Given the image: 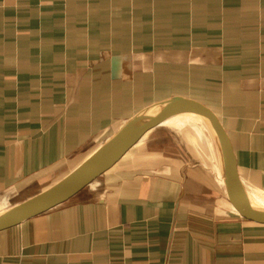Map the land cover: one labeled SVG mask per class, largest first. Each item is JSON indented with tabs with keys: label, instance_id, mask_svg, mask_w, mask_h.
I'll return each instance as SVG.
<instances>
[{
	"label": "crops",
	"instance_id": "0c3cea01",
	"mask_svg": "<svg viewBox=\"0 0 264 264\" xmlns=\"http://www.w3.org/2000/svg\"><path fill=\"white\" fill-rule=\"evenodd\" d=\"M176 95L222 115L264 206V0H0V211ZM0 264H264V223L229 199L210 122L181 116L1 231Z\"/></svg>",
	"mask_w": 264,
	"mask_h": 264
},
{
	"label": "water",
	"instance_id": "95a60500",
	"mask_svg": "<svg viewBox=\"0 0 264 264\" xmlns=\"http://www.w3.org/2000/svg\"><path fill=\"white\" fill-rule=\"evenodd\" d=\"M181 116L210 122L220 147L222 180L229 199L248 220L264 223V206L257 204L243 185L237 158L222 115L211 105L182 95L155 102L139 111L93 154L64 178L38 194L0 211V232L43 214L70 200L116 165L155 128Z\"/></svg>",
	"mask_w": 264,
	"mask_h": 264
},
{
	"label": "bare ground",
	"instance_id": "6f19581e",
	"mask_svg": "<svg viewBox=\"0 0 264 264\" xmlns=\"http://www.w3.org/2000/svg\"><path fill=\"white\" fill-rule=\"evenodd\" d=\"M167 122H169V121H167ZM165 124V123H164ZM257 203V202H256ZM258 204V203H257ZM260 205V204H259ZM261 206H263V205H261Z\"/></svg>",
	"mask_w": 264,
	"mask_h": 264
},
{
	"label": "rangeland",
	"instance_id": "374dc122",
	"mask_svg": "<svg viewBox=\"0 0 264 264\" xmlns=\"http://www.w3.org/2000/svg\"><path fill=\"white\" fill-rule=\"evenodd\" d=\"M209 127V126H208ZM210 128V127H209ZM211 129V128H210Z\"/></svg>",
	"mask_w": 264,
	"mask_h": 264
}]
</instances>
